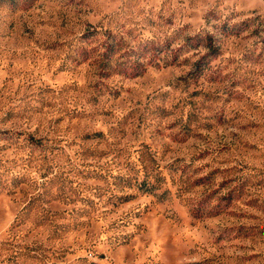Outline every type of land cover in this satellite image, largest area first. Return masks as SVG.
<instances>
[{
    "label": "rangeland",
    "instance_id": "1",
    "mask_svg": "<svg viewBox=\"0 0 264 264\" xmlns=\"http://www.w3.org/2000/svg\"><path fill=\"white\" fill-rule=\"evenodd\" d=\"M0 264H264V0H0Z\"/></svg>",
    "mask_w": 264,
    "mask_h": 264
},
{
    "label": "trees",
    "instance_id": "2",
    "mask_svg": "<svg viewBox=\"0 0 264 264\" xmlns=\"http://www.w3.org/2000/svg\"><path fill=\"white\" fill-rule=\"evenodd\" d=\"M208 46H209V48H210V49H212V47H211V45H210V44H209Z\"/></svg>",
    "mask_w": 264,
    "mask_h": 264
}]
</instances>
